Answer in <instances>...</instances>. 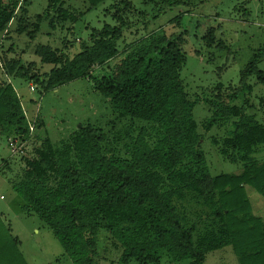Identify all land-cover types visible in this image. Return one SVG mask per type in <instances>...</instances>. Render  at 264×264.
<instances>
[{"label":"trees","instance_id":"1","mask_svg":"<svg viewBox=\"0 0 264 264\" xmlns=\"http://www.w3.org/2000/svg\"><path fill=\"white\" fill-rule=\"evenodd\" d=\"M85 1L94 8L105 0ZM148 1L159 2L160 11L164 4L171 9L191 0ZM29 6V0H0L3 39L15 18L16 31L25 32L21 16L28 14ZM107 12L114 25L93 29L90 44L83 42L71 59L49 46L37 48L40 61L54 65L47 75L30 74L20 58L8 57L12 45L0 56L2 71L33 83L39 93L89 77L90 67L121 54L117 45L131 25L128 14H143L131 0H117ZM81 15L65 7L64 0H47L26 35L33 38L44 22L50 30L61 27L72 33ZM205 41L213 43V30L206 32ZM182 44V33L165 36L158 31L132 45L115 74L92 77L93 89L106 101L107 123L79 124L58 143L46 138L29 157L27 142L43 125L39 110L30 135L21 98L10 83L0 84V137L8 147L13 141L24 144L22 153L11 155L20 164L9 181L11 189L23 211L52 231L73 264H99L101 229L109 233L119 264H159L162 254L169 262L203 264L208 253L227 246L238 264H264V218L253 214L246 194L249 187L264 201V160L254 158L264 148V125L243 107L224 102L222 85L217 86L215 98L204 101L212 115L202 127L208 131L232 120L229 136L213 142L223 159L240 164L241 171L212 176L193 118L200 99L189 98L180 78ZM253 68L251 63L240 74L246 94L252 91L247 79ZM255 76L264 84L262 72Z\"/></svg>","mask_w":264,"mask_h":264},{"label":"rangeland","instance_id":"2","mask_svg":"<svg viewBox=\"0 0 264 264\" xmlns=\"http://www.w3.org/2000/svg\"><path fill=\"white\" fill-rule=\"evenodd\" d=\"M29 1L28 14L21 16L24 19L22 25L27 27L25 32L20 34L16 31L18 24L15 18L4 39L0 33V56H4L12 45L13 50L8 53V57L20 58L21 64L24 68H29L30 74L45 76L54 68V65L40 61L35 53L38 47L49 46L52 50H57V54L71 59L79 53L83 42L90 44L88 34L93 29H101L105 24L114 25L107 9L117 4V0H105L94 8H89L85 0H64L65 7H73L82 13L73 25V32L66 33L61 27L50 30L44 22L33 38H29L26 33L33 30L31 24L35 22L34 17L42 13L47 0ZM131 1L143 13L142 16L134 12L128 14L127 19L131 25L122 32L117 45L121 54L102 66L90 67L89 77L39 93L33 83L9 76L0 67V84L10 83L21 98L23 107L28 109L27 115L34 118L33 111L38 109L39 119L43 123L28 140L26 156H31L34 148H39L46 138L52 143L64 140L79 124L104 126L109 119V111L104 97L93 89L92 77L115 74L121 61L134 47L132 45L150 33L159 31L165 36L180 33L183 35L185 64L180 78L189 98L200 99L193 109V118L197 124V133L203 137L202 150L210 174L217 176L239 173L240 164L223 159L218 145L213 142L214 139L221 141L229 136L232 120L220 126L214 125L205 131L202 125L211 117L212 109L204 101H212L217 95L215 88L222 85L224 102L243 107L245 114L254 115L264 125V84L258 82L255 76L258 71L264 75V0H191L185 6L171 9H167L164 4L160 11L159 2L156 5L148 0ZM18 16L20 12L17 13L16 17ZM69 26L67 24L65 28ZM208 30H213V43L210 44L205 41ZM251 63L254 65L253 74L248 77L247 83L251 85L252 91L246 94L239 84L240 74ZM30 85L35 90L31 91ZM234 95L237 98L229 100ZM17 142L16 145L20 146L21 143ZM19 146H13L12 150L10 145L8 147L7 140L0 137V192L6 195V199L0 201V264H73L64 254L52 231L37 216L23 211L22 202L11 189L9 181L16 175L20 165L17 162L19 158L11 155H17L13 153ZM254 158L262 162L264 148H260ZM4 160L8 162L6 165ZM246 194L253 214L264 218L262 196L249 187H246ZM200 209L203 208L196 207L195 210ZM189 212L192 213L193 208ZM97 243L99 264H119L117 259L114 260L118 256L111 249V240L106 229L99 231ZM189 262H169L168 257L162 254L159 264ZM203 264H238V261L232 248L227 246L208 253Z\"/></svg>","mask_w":264,"mask_h":264},{"label":"built area","instance_id":"3","mask_svg":"<svg viewBox=\"0 0 264 264\" xmlns=\"http://www.w3.org/2000/svg\"><path fill=\"white\" fill-rule=\"evenodd\" d=\"M30 90L33 91L35 90L34 86L33 85H30ZM23 110H24V114L27 118V122H28V129H29V134L31 135L35 129V118H36V114H37V110H35V116L34 118H30L28 115H27V110L25 109V107H23ZM17 141H13L12 143H10V147L9 148H12L13 150V146H19V145H16L18 144V142L16 143ZM21 143V142H20ZM20 147V148H19ZM17 147L18 150H16L13 154H16V153H22V150H23V147H24V144L21 143L20 146ZM5 199V196L3 194H0V201H4Z\"/></svg>","mask_w":264,"mask_h":264},{"label":"crops","instance_id":"4","mask_svg":"<svg viewBox=\"0 0 264 264\" xmlns=\"http://www.w3.org/2000/svg\"><path fill=\"white\" fill-rule=\"evenodd\" d=\"M1 194H3V195H5L4 193H2V192H0ZM5 197H6V195H5ZM6 199V198H5Z\"/></svg>","mask_w":264,"mask_h":264}]
</instances>
